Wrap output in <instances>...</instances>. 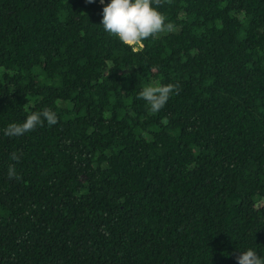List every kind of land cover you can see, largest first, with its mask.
Listing matches in <instances>:
<instances>
[{
	"label": "trees",
	"instance_id": "trees-1",
	"mask_svg": "<svg viewBox=\"0 0 264 264\" xmlns=\"http://www.w3.org/2000/svg\"><path fill=\"white\" fill-rule=\"evenodd\" d=\"M103 6L0 0V264L264 257V0H153L172 27L137 48ZM162 84L153 114L139 93Z\"/></svg>",
	"mask_w": 264,
	"mask_h": 264
},
{
	"label": "clouds",
	"instance_id": "clouds-1",
	"mask_svg": "<svg viewBox=\"0 0 264 264\" xmlns=\"http://www.w3.org/2000/svg\"><path fill=\"white\" fill-rule=\"evenodd\" d=\"M93 3L95 0H87ZM104 5L101 11L100 25L109 35L119 39L126 45H139L142 41L162 32L167 27L171 29V24L165 23V17L152 6L153 0H100ZM178 87L174 84H162L159 86H146L139 97L145 101L151 113L156 114L169 101L173 93L178 94ZM46 123L51 126L58 122L57 115L49 109L41 112H33L27 116L22 123L9 124L3 131L8 137H19L32 132L38 126ZM16 154L12 155V160H18ZM10 180H18L14 165H10L7 170ZM237 264H264V257L255 250L248 249L239 252Z\"/></svg>",
	"mask_w": 264,
	"mask_h": 264
},
{
	"label": "rangeland",
	"instance_id": "rangeland-1",
	"mask_svg": "<svg viewBox=\"0 0 264 264\" xmlns=\"http://www.w3.org/2000/svg\"><path fill=\"white\" fill-rule=\"evenodd\" d=\"M141 45V43L139 45H133L135 48L139 47Z\"/></svg>",
	"mask_w": 264,
	"mask_h": 264
}]
</instances>
